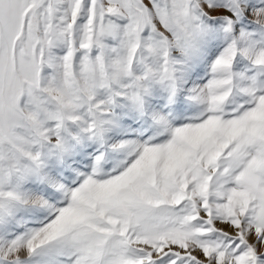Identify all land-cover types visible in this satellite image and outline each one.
<instances>
[{
  "label": "snow or ice",
  "instance_id": "1",
  "mask_svg": "<svg viewBox=\"0 0 264 264\" xmlns=\"http://www.w3.org/2000/svg\"><path fill=\"white\" fill-rule=\"evenodd\" d=\"M0 264H264V0H0Z\"/></svg>",
  "mask_w": 264,
  "mask_h": 264
}]
</instances>
